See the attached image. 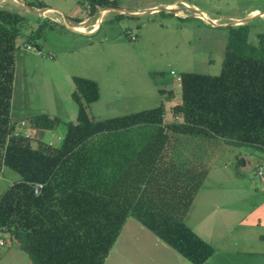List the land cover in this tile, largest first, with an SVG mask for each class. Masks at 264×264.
<instances>
[{"label": "trees", "instance_id": "16d2710c", "mask_svg": "<svg viewBox=\"0 0 264 264\" xmlns=\"http://www.w3.org/2000/svg\"><path fill=\"white\" fill-rule=\"evenodd\" d=\"M120 1L89 0V16ZM29 16L39 26L28 42L38 41L52 24ZM27 19L0 8V177L4 168L20 176L0 194V231L32 264H105L132 216L191 263L205 264L213 249L183 219L203 188L215 145L264 152V33L253 42L249 23L227 27L220 74L183 73L170 122L164 106L96 120L89 107L100 99L97 82L73 77L74 122L46 113L26 119L43 132L66 124L54 147L24 136V122L12 114L15 53ZM37 185H43L39 194Z\"/></svg>", "mask_w": 264, "mask_h": 264}, {"label": "rangeland", "instance_id": "374dc122", "mask_svg": "<svg viewBox=\"0 0 264 264\" xmlns=\"http://www.w3.org/2000/svg\"><path fill=\"white\" fill-rule=\"evenodd\" d=\"M24 1L60 10L40 12L52 27L45 29L42 39L28 42L31 31L39 26L38 19L29 16L32 14L23 4L0 0L1 9L28 15L15 53L13 117L24 122L25 130H19L24 136L47 139L51 145L64 137L66 124L54 132H43L29 128L26 119L46 113L74 122L73 77L97 82L100 99L89 107L96 120L164 106L170 122V109L181 100L183 73L220 74L229 36L227 27L220 26L264 13V0H121L120 8L128 13L169 6L179 16L159 11L131 17L98 8L86 20L89 0ZM200 16L217 21L216 26ZM249 24L250 40L255 42L257 33H264V17ZM69 25L79 26L84 33L72 31ZM160 90L173 91L174 97ZM211 154L206 163L208 176L184 224L212 247L213 254L205 264H264V152L219 143ZM239 154L243 164L237 170L234 165ZM19 180L17 173L4 168L0 194ZM130 220L105 264H193ZM15 251L10 240L0 246V264H25L13 255Z\"/></svg>", "mask_w": 264, "mask_h": 264}, {"label": "water", "instance_id": "95a60500", "mask_svg": "<svg viewBox=\"0 0 264 264\" xmlns=\"http://www.w3.org/2000/svg\"><path fill=\"white\" fill-rule=\"evenodd\" d=\"M20 2H22V4L24 5V8L29 11V13H31L32 15H35L37 17H40V18H43L45 19L46 16L40 12L42 11H45L46 8H43V9H40L39 12H35V9L31 6H29L24 0H19ZM118 11V12H126V14L128 16H131V17H144V16H150L151 14L155 13V12H167V13H170V14H173V15H176V16H179L178 13H176L174 10L170 9L169 6H164V7H161L160 9L159 8H155V9H152L148 12H145V13H128L127 11H125L123 8H120V7H107L105 8V11ZM264 17V13H260L259 15H254V16H251L249 18H246V19H243V20H239L235 23H231L230 25H224V26H220V27H229V26H239V25H245V24H248L251 20L257 18V17ZM200 19H203L204 18H201V17H198ZM76 26V25H75ZM69 27V26H67ZM69 29H71L72 31H75V29H73L72 27H69ZM75 32H78V31H75Z\"/></svg>", "mask_w": 264, "mask_h": 264}, {"label": "crops", "instance_id": "0c3cea01", "mask_svg": "<svg viewBox=\"0 0 264 264\" xmlns=\"http://www.w3.org/2000/svg\"><path fill=\"white\" fill-rule=\"evenodd\" d=\"M46 10L47 11H60V10H58V9H55V8H50V7H48V8H46ZM199 11V10H198ZM93 16V15H92ZM92 16H89L88 18H86V20H88V19H91L92 18ZM67 20V19H66ZM212 20V19H211ZM213 21H215V20H213ZM80 23H82V22H79L78 24H80ZM83 24H85V23H82V25ZM100 23L98 22V25H99ZM97 29H94L93 31H90V32H94V31H96ZM181 90V89H180ZM160 107V106H159ZM182 120H179V122H181ZM46 141H48L47 139H46ZM53 141V140H52ZM62 141H63V138L62 139H60V140H58L56 143H58V144H53V146L54 147H59L61 144H62ZM49 143H50V141H49ZM130 219H133L134 221H137L134 217H132V216H130L127 220H126V222H125V225H124V227H123V229H122V232H121V234H120V236L118 237V239L121 237V235L124 233V230H125V228H127V226L130 224V222H131V220ZM138 222V221H137ZM139 224H141L140 222H138ZM0 236H7L9 239H4V240H2V239H0V246H6V244H7V240H10V245L11 246H13L14 248H15V253L13 254V255H15L16 257H20V258H22V261L25 263V264H32L31 263V261H30V259H29V257H28V255L26 254V253H24L23 251H21L20 249H19V247H18V244L14 241H11V239H10V236H9V234L8 233H6V232H4V231H0ZM118 239H117V241H118ZM117 241H116V243H117ZM1 243H3V245L1 244ZM116 243H115V245H116ZM115 245H114V247H115ZM114 247H113V249H112V251L114 250ZM112 251L110 252V254L112 253ZM9 253H6V255H8ZM109 254V255H110ZM12 255V256H13ZM24 256V257H23ZM8 257H10L9 255H8ZM109 257V256H108ZM25 258H27V259H25ZM108 259V258H107ZM106 259V260H107ZM27 260V261H26ZM0 261H2V259L0 260ZM105 263H106V261H105Z\"/></svg>", "mask_w": 264, "mask_h": 264}, {"label": "bare ground", "instance_id": "6f19581e", "mask_svg": "<svg viewBox=\"0 0 264 264\" xmlns=\"http://www.w3.org/2000/svg\"><path fill=\"white\" fill-rule=\"evenodd\" d=\"M14 1H16L17 3H19V4H21L22 5V2H20V1H17V0H14ZM170 9H173L172 7H169ZM175 8V7H174ZM177 11V10H176ZM180 11V10H179ZM51 12V11H50ZM260 13H258V14H256L255 13V15H259ZM254 16V15H253ZM201 17V16H200ZM202 18H204L207 22H210L212 25H214V26H216V23H217V21H213V20H211V19H208V18H206V17H202ZM70 26V25H69ZM70 27H72L73 29H75V31H78V32H81V33H84L83 32V30L78 26V27H75V26H70Z\"/></svg>", "mask_w": 264, "mask_h": 264}, {"label": "built area", "instance_id": "2783aa9c", "mask_svg": "<svg viewBox=\"0 0 264 264\" xmlns=\"http://www.w3.org/2000/svg\"><path fill=\"white\" fill-rule=\"evenodd\" d=\"M27 49L30 50L31 47L30 46H27ZM26 137H28V135H26ZM43 188V185H37L36 188H35V193L36 194H39L40 190ZM3 245V243H1Z\"/></svg>", "mask_w": 264, "mask_h": 264}]
</instances>
